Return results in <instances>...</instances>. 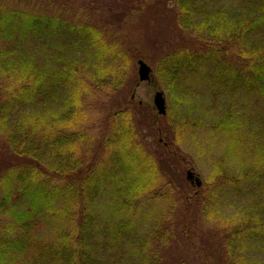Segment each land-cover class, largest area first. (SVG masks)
Wrapping results in <instances>:
<instances>
[{
	"label": "trees",
	"instance_id": "16d2710c",
	"mask_svg": "<svg viewBox=\"0 0 264 264\" xmlns=\"http://www.w3.org/2000/svg\"><path fill=\"white\" fill-rule=\"evenodd\" d=\"M172 1L175 25L194 34L200 50L166 55L158 75L176 84L196 65H210L224 89H242L253 99L238 108L242 119L233 112L234 102H228L210 129L248 130L255 114L263 160L249 164L252 168L241 162L220 172L225 167L220 166L211 178L219 182L206 204L213 208L219 190L252 197L242 217L228 225L225 264H256L255 256L264 253V0ZM1 2L0 264H158L146 246L134 244L148 246L146 238L131 237L141 200L159 177L163 158L145 152L135 133L134 105L114 104L106 114L99 145L104 163L84 159L93 137L81 129L83 101L96 90L121 88L131 61L141 59V53L129 43L126 55L91 22ZM103 197L109 205L97 215ZM189 231L185 222L182 234L188 243ZM154 240L159 236L149 242Z\"/></svg>",
	"mask_w": 264,
	"mask_h": 264
},
{
	"label": "rangeland",
	"instance_id": "374dc122",
	"mask_svg": "<svg viewBox=\"0 0 264 264\" xmlns=\"http://www.w3.org/2000/svg\"><path fill=\"white\" fill-rule=\"evenodd\" d=\"M9 8L25 7L53 16L71 17L78 22H91L107 37L108 42L128 54L131 43L142 58L131 61L123 86L116 90H96L84 102L83 133L93 137L90 153L85 151L84 159L100 160L104 163L102 144L106 114L114 111L111 106L130 101L134 105L135 133L145 152L154 158H162L157 168L159 177L149 194L141 200L137 224L131 230V237L145 239L147 253L158 264H173L178 261L187 264H218L220 256L225 264V244L228 225L233 219L242 217L247 202L252 198L238 190H219L213 198L212 207L206 198L219 180H213L220 166L227 170L236 168L241 162L252 168L263 160L258 140L260 130L255 114L248 130L230 132L213 131L210 124L214 115L218 117L228 110V102H234L233 112L245 107L251 95L236 90L226 93L222 82L212 74L211 66L204 69L196 65L192 73L182 74L176 84L158 75L159 62L168 54L187 49L200 50L196 36L182 31L176 25V8L172 0H0ZM146 1V2H145ZM2 4V2H1ZM232 7L236 8L235 6ZM221 8L220 4L215 7ZM237 9V8H236ZM142 60L150 69V82L139 83L137 61ZM209 62L208 64H212ZM152 78V79H153ZM161 88L165 97L166 115H158L153 106V96ZM173 86V87H172ZM227 91V92H228ZM99 92V93H98ZM113 103V104H112ZM254 105V102L252 103ZM236 108V110H235ZM252 113L254 107H250ZM211 113V115H210ZM258 114V113H257ZM239 118L242 115L237 112ZM239 118H237L239 120ZM199 122V123H198ZM196 123V124H195ZM173 124L177 131L172 130ZM195 124V125H194ZM202 127H198V125ZM230 122L227 123L230 126ZM240 124V122H237ZM106 136L104 137V139ZM103 139V140H104ZM245 139V140H244ZM5 148L0 138V154ZM157 152V153H156ZM82 155V154H81ZM119 157V154H116ZM150 156V155H149ZM96 161V162H97ZM252 164V165H249ZM230 168V169H229ZM193 170L201 181L199 188L190 184L186 172ZM106 193V191L104 192ZM253 197L257 194L252 192ZM110 199V198H108ZM245 201V202H244ZM109 201L102 198L95 211L101 214ZM210 210V211H209ZM114 221V219H113ZM189 224V243L182 234L183 224ZM223 225V226H222ZM155 230H159L155 233ZM159 236L160 241L149 242L150 237ZM256 264H264V253L255 256Z\"/></svg>",
	"mask_w": 264,
	"mask_h": 264
},
{
	"label": "water",
	"instance_id": "95a60500",
	"mask_svg": "<svg viewBox=\"0 0 264 264\" xmlns=\"http://www.w3.org/2000/svg\"><path fill=\"white\" fill-rule=\"evenodd\" d=\"M137 74L139 83L150 82L151 81V69L142 61H137ZM153 106L158 115L164 116L166 114V105H165V97L163 92L156 91L153 96ZM186 179L190 182L191 185L199 188L201 186V181L199 176L195 174L193 170H188L186 172Z\"/></svg>",
	"mask_w": 264,
	"mask_h": 264
}]
</instances>
